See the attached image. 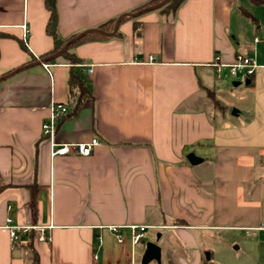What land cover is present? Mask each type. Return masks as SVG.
<instances>
[{"label": "crops", "instance_id": "1", "mask_svg": "<svg viewBox=\"0 0 264 264\" xmlns=\"http://www.w3.org/2000/svg\"><path fill=\"white\" fill-rule=\"evenodd\" d=\"M150 1L57 0L63 40L107 38L71 49L80 65L60 56L46 69L39 60L55 45L45 1L0 0V264H30V243L41 264H142L149 243L145 234L132 246L133 225L166 231L153 242L161 264H215L197 232L226 230L250 236L233 264H264V5L135 12ZM239 55L255 60L254 75L217 73L216 56L230 65ZM73 69L90 93L80 105ZM53 102L71 111L58 142L97 138L90 156L51 157L42 125ZM9 221L45 227L51 241L31 231L15 244Z\"/></svg>", "mask_w": 264, "mask_h": 264}, {"label": "built area", "instance_id": "2", "mask_svg": "<svg viewBox=\"0 0 264 264\" xmlns=\"http://www.w3.org/2000/svg\"><path fill=\"white\" fill-rule=\"evenodd\" d=\"M24 35L23 41L25 45L28 43V37L30 34L29 28L27 25L22 26ZM258 41V39H256ZM154 60L153 57H150V61ZM46 69L50 65L43 63ZM213 66L216 68L217 73L220 74L224 68H227L230 71V74L233 77H238L240 74H245L246 76H252L257 69V64L255 60L251 57H245L239 55L234 64H223L220 61L219 56H216L213 62ZM88 73H92V69L88 70ZM71 111L68 105L63 103L53 102L49 108V116L42 125V134L43 137L47 140L50 146V154L52 158L67 156L71 154L79 156H90L95 147L101 145V141L97 138L92 139L87 143H60L57 140V129L60 122L70 115ZM5 228L9 231L11 240L15 244H19L20 236L23 233H28L31 231H36L39 233V237L42 241H51V238L47 236L45 227H29V226H20L9 221ZM131 231V244L133 247H136L144 238L148 226L145 225H133L128 227ZM109 231L115 236L119 243H125V238L121 235L120 230L122 227L110 226L108 227ZM264 230V225L261 227ZM99 245H103V240L99 239ZM97 256H95V259Z\"/></svg>", "mask_w": 264, "mask_h": 264}, {"label": "trees", "instance_id": "3", "mask_svg": "<svg viewBox=\"0 0 264 264\" xmlns=\"http://www.w3.org/2000/svg\"><path fill=\"white\" fill-rule=\"evenodd\" d=\"M45 1V6L46 9L48 10L50 16H49V20L47 23V33L49 36H51L54 40V49L49 52L48 54H46L45 57L43 58H48L51 57L55 54H57L64 46L65 44L69 41V40H63L58 33V12H57V5H56V1L57 0H44ZM165 0H153L150 1L149 3L143 5L142 7H140L139 9H137L135 12H138L140 10L146 9V8H150V7H154L157 6L159 4H161L162 2H164ZM185 0H170L169 2H167L165 5H163L161 9L164 13H169V14H175L177 12V10L180 8V6L184 3ZM253 5L255 6H263L264 5V0H249ZM112 24V22L104 24L101 26L102 30L104 32H107L105 29L107 25ZM103 38H107L106 36H100V35H94L92 33H87L85 35H83L78 41H76L74 44H72L67 50L66 52L63 53L62 57L67 60V62L69 64H71L72 66H78L82 63V60L79 59L78 57H76L75 54H71V49H73L74 47H76L79 44L85 43V42H89V41H93V40H99V39H103ZM56 59L51 60V62H55ZM75 69H73L72 71V75H71V85L73 87H76L79 89L80 92V97L78 99V105H80L85 99H87L90 96V93L86 87V83L85 81L82 79V77L79 76V74H76V71H74ZM27 250L29 252V262L30 264H41L40 259H39V255L36 252V250L34 249L32 243H30L29 245H27Z\"/></svg>", "mask_w": 264, "mask_h": 264}, {"label": "rangeland", "instance_id": "4", "mask_svg": "<svg viewBox=\"0 0 264 264\" xmlns=\"http://www.w3.org/2000/svg\"><path fill=\"white\" fill-rule=\"evenodd\" d=\"M257 18H259V16ZM165 233L166 231L163 230H156V231L149 230L146 233V238L143 240V243L148 244V243L158 242L159 235ZM197 234L200 235L197 236L200 244L208 245L209 248H211V251L206 252L205 257L207 258L206 256L207 253L213 252L214 254L213 262L215 264H233L236 261V258L244 257V254H246L250 244L249 242L250 236L246 235V233L242 231L241 232L234 230H226L223 232L220 231L214 234V239L210 238L207 235L204 236L203 234H200L198 232ZM152 264H158V263L153 262Z\"/></svg>", "mask_w": 264, "mask_h": 264}, {"label": "water", "instance_id": "5", "mask_svg": "<svg viewBox=\"0 0 264 264\" xmlns=\"http://www.w3.org/2000/svg\"><path fill=\"white\" fill-rule=\"evenodd\" d=\"M170 0H165L164 2H162L161 4L157 5V6H154V7H150V8H147V9H144L143 11L145 10H150V9H159L161 8L163 5H165L167 2H169ZM122 19H120L118 21V23L121 22ZM83 35L85 34H82V35H79L71 40H69L65 46L55 55L49 57L48 59H42V60H39V63H45L46 61L48 60H53L57 57H60L63 55L64 52H66V50L72 45L74 44L76 41H78ZM237 85V84H236ZM188 160L190 161V163L192 165H195L197 163H200L201 162V159H198L194 154H191L189 157H188ZM160 237V236H159ZM208 259L210 258L209 257V254L207 255ZM152 261H157L159 264H161V247L159 245H157L156 243H149L147 245V249H146V252L144 254V257L142 259V264H149L150 262Z\"/></svg>", "mask_w": 264, "mask_h": 264}]
</instances>
